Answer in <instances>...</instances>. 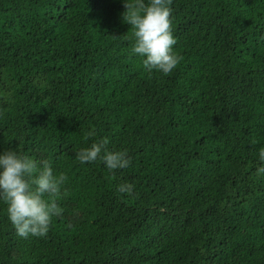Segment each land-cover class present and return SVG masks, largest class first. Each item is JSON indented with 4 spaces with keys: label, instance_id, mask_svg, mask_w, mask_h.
I'll return each instance as SVG.
<instances>
[{
    "label": "trees",
    "instance_id": "obj_1",
    "mask_svg": "<svg viewBox=\"0 0 264 264\" xmlns=\"http://www.w3.org/2000/svg\"><path fill=\"white\" fill-rule=\"evenodd\" d=\"M169 9L164 75L131 53L124 0H0V149L65 177L45 236L0 203V264H264V0ZM100 139L129 166L76 160Z\"/></svg>",
    "mask_w": 264,
    "mask_h": 264
},
{
    "label": "clouds",
    "instance_id": "obj_2",
    "mask_svg": "<svg viewBox=\"0 0 264 264\" xmlns=\"http://www.w3.org/2000/svg\"><path fill=\"white\" fill-rule=\"evenodd\" d=\"M170 0H124L123 22L132 28V54L142 58L147 71L171 73L180 61L174 52L176 38L171 30ZM88 131L85 139L94 136ZM106 139L93 141L75 152L79 163H92L98 158L109 170L126 168L130 158L126 151L107 150ZM258 176L264 175V148L258 152ZM65 177L54 173L50 161H37L12 148L0 149V203L8 221L20 237H42L48 232L51 218L62 213L54 197ZM120 193H131V184H120ZM45 194L49 199H45Z\"/></svg>",
    "mask_w": 264,
    "mask_h": 264
}]
</instances>
